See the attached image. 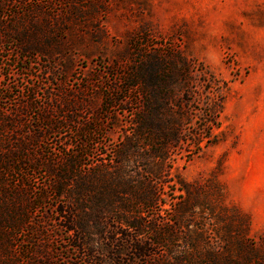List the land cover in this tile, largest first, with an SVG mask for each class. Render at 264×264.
<instances>
[{"label": "rangeland", "instance_id": "rangeland-1", "mask_svg": "<svg viewBox=\"0 0 264 264\" xmlns=\"http://www.w3.org/2000/svg\"><path fill=\"white\" fill-rule=\"evenodd\" d=\"M87 186L155 197L70 235ZM116 252L264 264V0H0V264Z\"/></svg>", "mask_w": 264, "mask_h": 264}, {"label": "trees", "instance_id": "trees-1", "mask_svg": "<svg viewBox=\"0 0 264 264\" xmlns=\"http://www.w3.org/2000/svg\"><path fill=\"white\" fill-rule=\"evenodd\" d=\"M100 189L104 188L101 186H87L80 188L75 194H73L72 191L68 194V192H63V190H61L59 194H57L58 196L63 197L67 193L70 197L76 196L79 201H87L90 204L88 211L89 214L85 212V216L76 214L74 211L67 213L65 210H62L60 212L61 220L64 223L68 224L67 232L70 233V235H74L75 233H81L82 236L84 235L86 237L95 235L96 233L93 232L91 222L94 223L95 229H97L101 233L105 232L106 229L104 227H101L103 219L102 216L106 217V215L112 214L114 212V214H116L117 209L122 212L127 211V208L124 205L121 206V209L116 208L117 203L122 204V202L117 199L119 195L125 196L129 200L140 205H143L145 202H152L155 197V193L152 190L141 187L134 190L128 186H122L120 188V192H116L114 190L106 191L105 197L102 196V194L105 192L101 191ZM116 223L123 224L127 229L137 230L138 235L141 234L140 232L142 231V229L147 227L141 223H132L126 216H117ZM161 243H164V241H162ZM238 249L239 251H242L241 247H239ZM129 252H131L132 256L136 260L145 259L146 261H148L151 257V254L146 251L145 245L131 244ZM112 255H114L115 257L113 258L114 262H105L104 264H119L116 259H118V257L123 254L121 252H116ZM121 261H124V259H121ZM230 263L231 260H229V264ZM178 264H183V262L178 261Z\"/></svg>", "mask_w": 264, "mask_h": 264}]
</instances>
